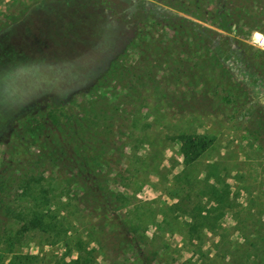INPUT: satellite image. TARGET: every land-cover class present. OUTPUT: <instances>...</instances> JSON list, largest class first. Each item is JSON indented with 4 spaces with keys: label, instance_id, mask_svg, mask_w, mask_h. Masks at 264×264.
I'll list each match as a JSON object with an SVG mask.
<instances>
[{
    "label": "rangeland",
    "instance_id": "obj_1",
    "mask_svg": "<svg viewBox=\"0 0 264 264\" xmlns=\"http://www.w3.org/2000/svg\"><path fill=\"white\" fill-rule=\"evenodd\" d=\"M37 1L9 0L0 20ZM50 2L28 16L30 32L0 33V171L35 176L28 193L16 190L11 206L29 207L25 214L50 224L23 233L12 252L0 251V264H113L97 242L101 216L93 200H102L100 188L113 200L123 197L107 216H127L138 227L116 264L143 258V264H264V154L244 130L250 125L244 112H264V0H112L109 9L97 4L99 14L91 19L110 25L116 36L94 31L82 39L109 43L100 59L118 58L122 48L116 46L128 45L124 79L109 74L97 88L104 69L79 65L84 58L78 51H59L60 61L46 55L38 72H17L31 50L26 42L55 39V32L52 37L36 27L52 16ZM172 21L187 23L196 37L177 39ZM57 101L75 114L73 129L63 120L52 132L23 131V116L38 108L48 112ZM183 135L211 142L190 167L182 156ZM15 140L16 149L7 152ZM63 141L79 145L73 154L81 166H58ZM209 184L217 186L218 199L204 195ZM83 190L94 192L87 197L91 205L83 202ZM9 226L13 239L20 224Z\"/></svg>",
    "mask_w": 264,
    "mask_h": 264
},
{
    "label": "trees",
    "instance_id": "obj_2",
    "mask_svg": "<svg viewBox=\"0 0 264 264\" xmlns=\"http://www.w3.org/2000/svg\"><path fill=\"white\" fill-rule=\"evenodd\" d=\"M50 1L55 3V10L52 16L47 17V19L43 21L39 20V23L36 22L38 23L36 27H41L42 29V31L37 32H43L44 34L49 33L52 37V32H55V39H45L49 43L46 42L44 44H41L38 41L34 42L32 39H30L29 42H26V44L31 47V50L28 52V54L26 53L28 58L24 60L23 64H16V67L19 68L17 72L22 69H25V71L28 73L38 72L41 70L39 69V62L41 59H44L46 55L50 56L53 61H60L63 59L59 58L62 56L58 53L59 51L62 50L64 55H70L71 51H73V53L78 51V55H81L82 58H84L76 61L79 65L83 67L85 66L87 69L97 66L98 71L104 69L100 73V80L94 84L95 88L101 85V81H107L110 78L107 76L109 74H115L119 79H124V69L127 68L123 67L122 62L126 57L128 45L125 43H119L118 46H116L118 49L122 48V54H120L118 58H114L113 56L110 59H100L104 58V53L107 52L106 48L109 49V46H107L109 43L107 42V44H104L101 42H96L92 39H89V37L82 39V37L86 34L90 37H93L92 33L94 31H98L100 33L105 31L109 36H116V33H113L115 32V29H113L110 25H98L95 23L94 18L93 20L91 19L93 17V13H98V11L95 9L97 4L104 7L105 9H109L108 4H112V0H38L35 4L26 6L24 9L18 8L16 9L17 11H9L6 14L4 20H0V33L9 31L10 28H12L10 31L11 33L17 31L19 28L21 29V32L26 29L30 32L31 21L30 17L28 16H32V12L34 13L39 3H47L50 5ZM177 7L179 11L185 13L188 12L184 6ZM103 9H101V11H103ZM124 16L125 15L120 14L119 20L125 19ZM26 17L28 18L25 19ZM177 17L183 21L190 22L187 18H182L179 16ZM168 25L174 30L176 38L182 42L196 37L194 29L190 28L187 23H177L172 21L169 22ZM67 34H70V36L68 37ZM75 44H78V47H74ZM21 45H23V43L19 45L17 44V48L19 49ZM87 45L92 50V54H87V51L85 50L86 48H84ZM66 61L70 62V59L67 58ZM223 71L224 73L226 72L224 69ZM68 110L69 108L64 104V102L57 101V104L53 103L50 106L48 112H45L44 109L41 110L38 108L23 116L21 120V127L23 131H26V133L30 131V134L32 135L47 129H49V132H52L53 129L60 128L62 126L63 120H65L66 124L73 129L75 114L70 115ZM244 115L247 116L250 123V125H246L244 127L245 132L258 145L259 149L264 154V112L252 117L251 110L244 112ZM180 140L182 142V156L185 164L189 167L200 157H202L211 145L210 140L204 135H183L181 136ZM16 143L17 141L15 140L14 144H7L6 147L4 146L6 151H10L8 150L10 148L16 149ZM58 144L62 146L61 154L58 156L55 155V158L57 157V159L60 160V163L55 160L58 163V166H65L69 169H75L78 167V165L81 164V159L79 160L76 156H74L73 153L78 152L79 145L75 141H63ZM69 154L70 156L66 157V161H64V155ZM31 175V172L18 175L13 171H7L6 168H2L0 171V244H5V247H0L2 248L0 251L12 252L14 244L16 242L19 243L22 240L20 236L27 231L37 228L45 230L47 227H50V224L46 223L43 217H40L38 213V215H34L32 218H30L28 214H25L26 210H30L29 207V209H24V206H22L21 209L15 207L14 205L11 206V203L14 201L13 199L17 189L21 187V189L24 190V193H28L31 190L30 185L36 180L35 176ZM206 180L208 181V178ZM208 187L209 191L204 193L205 196H209L210 193H215V200L221 196L217 195L219 191L217 186H214L213 184L211 186L209 184ZM97 191L102 193L103 197L102 200H93L95 205L93 209L94 211H99L98 214L101 216L98 221L101 235L98 237L97 242L102 244V247L105 249V251H109L111 257L114 258L113 264H116V259L122 258L123 253L128 251L127 248L129 245H132V240L129 237V233H138V227L133 225L127 216H119L118 214L107 216L111 207L115 208L117 211L123 205V197L113 200V196L107 193L106 189L103 190V188H100ZM86 192L88 191H81L82 200L84 203L91 205L90 201L87 200V197L88 195L93 197L94 192ZM99 201H101L100 206L95 203ZM111 201H114L116 204L111 205ZM93 219L95 220L96 217ZM11 222H17L20 224V230H18L16 233L18 236L14 237L13 239L10 238L12 230L9 224ZM143 262L144 258L140 264H143ZM150 262L151 259L149 264ZM63 264L71 263L63 262ZM72 264L79 263L75 262Z\"/></svg>",
    "mask_w": 264,
    "mask_h": 264
},
{
    "label": "crops",
    "instance_id": "obj_3",
    "mask_svg": "<svg viewBox=\"0 0 264 264\" xmlns=\"http://www.w3.org/2000/svg\"><path fill=\"white\" fill-rule=\"evenodd\" d=\"M7 2H9V0H0V8L2 4L7 3Z\"/></svg>",
    "mask_w": 264,
    "mask_h": 264
}]
</instances>
